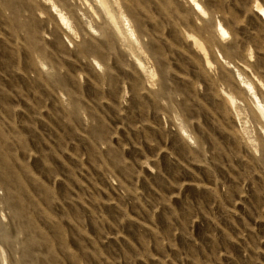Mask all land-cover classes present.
<instances>
[{
    "label": "rangeland",
    "instance_id": "obj_1",
    "mask_svg": "<svg viewBox=\"0 0 264 264\" xmlns=\"http://www.w3.org/2000/svg\"><path fill=\"white\" fill-rule=\"evenodd\" d=\"M102 2L0 0V264H264V27Z\"/></svg>",
    "mask_w": 264,
    "mask_h": 264
},
{
    "label": "clouds",
    "instance_id": "obj_2",
    "mask_svg": "<svg viewBox=\"0 0 264 264\" xmlns=\"http://www.w3.org/2000/svg\"><path fill=\"white\" fill-rule=\"evenodd\" d=\"M242 3L247 9L245 19L248 23L252 24L255 19L260 21L261 26L264 27V11H260L261 8H264V0H242Z\"/></svg>",
    "mask_w": 264,
    "mask_h": 264
},
{
    "label": "bare ground",
    "instance_id": "obj_3",
    "mask_svg": "<svg viewBox=\"0 0 264 264\" xmlns=\"http://www.w3.org/2000/svg\"><path fill=\"white\" fill-rule=\"evenodd\" d=\"M96 2L100 5L99 7H102V8H104V4H103V2H102V0H96ZM190 2H193V0H190ZM193 5H194V10L195 11H201L200 10V7H199V5H197V3H193ZM260 11H263L262 9H260ZM106 15H107V13H106ZM107 16H110L111 17V15H107ZM112 18V17H111ZM60 19L62 20V22L64 23V19L62 18V17H60ZM61 22V21H60ZM65 24V23H64ZM67 24V23H66ZM65 24V25H66ZM113 27V26H112ZM218 31L220 32V33H222L223 35L225 34L224 33V30H222V28H221V26L220 25H218ZM222 35V36H223ZM140 67H141V65H139ZM247 89H248V91L249 92H252V93H250V94H252V96H253V100H254V103H255V106H256V110L258 111V113H259V115H260V118H262V120H264V107L260 104V101H259V99L257 98V95H256V93H254L253 91H252V89L250 88V85L248 86L247 85ZM231 101V100H230ZM232 102V101H231Z\"/></svg>",
    "mask_w": 264,
    "mask_h": 264
}]
</instances>
